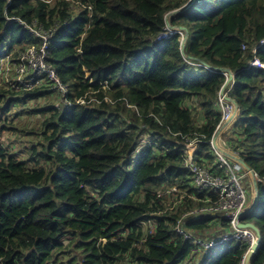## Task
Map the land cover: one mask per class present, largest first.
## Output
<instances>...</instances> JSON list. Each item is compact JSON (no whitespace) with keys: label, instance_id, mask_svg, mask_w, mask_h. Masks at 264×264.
<instances>
[{"label":"trees","instance_id":"1","mask_svg":"<svg viewBox=\"0 0 264 264\" xmlns=\"http://www.w3.org/2000/svg\"><path fill=\"white\" fill-rule=\"evenodd\" d=\"M191 1L0 0V61L10 55L14 64L41 44L21 20L54 28L48 61L74 102L28 111L43 126L27 153L1 143L0 127V264L241 263L248 243L203 253L176 230L181 218L197 232L221 227L210 216L182 217L197 204L191 196L205 197L183 143L200 137L195 161L215 165L210 140L226 81L216 68H229L240 114L223 137L264 177V70L247 66L254 55L264 61V0ZM177 9L169 20L186 28L185 55L181 33L157 40ZM32 93L0 85V115L49 92ZM81 97L91 102L76 104ZM259 190L252 264H264L263 182Z\"/></svg>","mask_w":264,"mask_h":264},{"label":"built area","instance_id":"2","mask_svg":"<svg viewBox=\"0 0 264 264\" xmlns=\"http://www.w3.org/2000/svg\"><path fill=\"white\" fill-rule=\"evenodd\" d=\"M30 30L40 39V45H31L25 51L21 52L18 60L8 66L5 65L0 70V79L5 81L18 90H25L27 92L35 91L38 88L50 84L63 97L66 104H71L65 99L67 88L61 83L56 75L55 70L51 67L49 57V42L54 33V28L44 29L43 26L27 25ZM176 30H166L162 32L157 40H163L170 37ZM259 65L258 60L252 61V65ZM11 74L14 76L11 77ZM219 96V105L222 112V119L218 127L222 124L230 122L236 112V105L233 101L227 100L228 92ZM86 98H80L77 103H85ZM200 137L188 138L184 141L187 146L188 158L185 165L192 173L193 186L199 193H204L205 197H194L197 201H202L203 204L196 208L190 209L183 214V217L206 215L217 216L223 215L226 221V230L221 234H205L199 235L193 231L182 226L180 219L176 225V230L184 236L185 239L190 240L196 245L201 252H209L217 248L219 245L235 241H246L250 244L256 240L255 232L250 228H241L239 224V215L246 210H249L251 205V198L248 196V189L244 185L245 174L240 173L241 165L235 161L228 159L217 149L222 148L221 144L215 145L213 140L210 143L213 145L216 155L218 168L210 169L196 163L194 153L198 148ZM256 182H264V178L257 173L254 174ZM151 225V221H149ZM240 264H243V260Z\"/></svg>","mask_w":264,"mask_h":264},{"label":"clouds","instance_id":"3","mask_svg":"<svg viewBox=\"0 0 264 264\" xmlns=\"http://www.w3.org/2000/svg\"><path fill=\"white\" fill-rule=\"evenodd\" d=\"M21 23L24 25V27L25 28H27L29 31H31L30 30V28L28 27V26H26L25 24V22L24 21H22L21 20ZM27 25H29V24H27ZM30 26V25H29ZM168 29H170V30H176V32H174V33H177V32H179V33H181L182 34V39H183V36H184V31L182 30V29H180L179 27H172V28H169L168 27V25H167V29L166 30H168ZM32 32V31H31ZM33 33V32H32ZM173 33V34H174ZM34 34V33H33ZM35 35V34H34ZM38 38V37H37ZM40 39L38 38V41H39ZM164 40V39H163ZM162 41V40H161ZM33 45H36V44H33ZM38 45V44H37ZM261 45H264V39H262L261 41H259V43H258V46H261ZM257 50H256V47L254 48V50H253V52L255 53ZM255 60H258L259 62H260V64L261 65H259V63L257 64L256 63V65H252L251 64V62L252 61H255ZM12 62V59H11V56L9 55V56H6V57H4L0 62H1V66H0V70L2 69V67L5 65V67L6 66H8V64H9V62ZM247 66L248 67H256V68H260V69H263L264 70V61H262L258 56H256V55H254V57L251 59V60H249L248 61V63H247ZM207 68H209V67H207ZM215 69V68H214ZM229 69V68H228ZM216 70H218L217 68H216ZM219 71H222V72H224V74L226 75V81L229 79V74L227 73V72H225L224 70H219ZM232 71V70H231ZM232 74L234 75V77H233V79L231 80V82L225 87V90H224V94H225V92L227 91V90H230L231 89V86H232V84L234 83V81H235V73L232 71ZM226 81H225V83H226ZM0 82H2V84H5V85H7V86H11L10 84H8L6 81H5V79L4 78H2V79H0ZM224 83V84H225ZM1 84V85H2ZM224 84H223V86H224ZM47 86H50L48 89L47 88H45V87H47ZM222 86V87H223ZM15 91H17V92H23V93H25V94H33L32 92H36V93H38V94H42L43 92H45V91H48L49 93L48 94H50V96H53V95H55V96H57V97H59V99H60V102L59 103H56L55 105H57V106H59V105H62L63 107H69V106H72L73 105V101H71L70 99H68L67 97H66V95H67V91H66V94H65V99L66 100H68V101H70L71 102V104L69 105V104H66L65 102H64V100H63V97L61 96V94L59 93V92H57V91H52V90H49L50 88H51V85L50 84H48V85H45V86H43L42 88H38V89H36L35 91L33 90L32 92H27V91H25V90H18V89H16L15 87H13V86H11ZM43 89V90H42ZM222 89V88H221ZM221 89H220V91H219V96L220 95H223V94H221ZM230 92V91H229ZM229 92H228V97H227V100L229 101V102H231L229 99H231V100H233L235 103H236V101L233 99V98H231L230 96H229ZM47 96V95H46ZM81 98H83V97H81ZM86 98V97H85ZM80 99V98H79ZM78 100V99H77ZM77 100L75 101L76 102V104H83V103H77ZM96 100V98H92V101H95ZM110 100V99H109ZM32 101V103H33V105H34V108H32V110H34L35 108H37V105L39 104L38 103V100L37 101H35V99H33V100H31ZM111 101V100H110ZM86 102L87 103H90L91 101H87V99H86ZM113 102V101H112ZM237 104V103H236ZM237 106H238V104H237ZM219 107H220V105H219ZM221 108V107H220ZM28 111H30V110H28ZM28 111H27V114H28ZM239 114H240V112H239V106H238V108L236 107V112H235V114H234V117L231 119V121L230 122H227V123H224V124H226L225 126H224V124H222L220 127H217V129H216V131H215V133L218 131V130H220L221 131V133H220V135H219V137L217 138V140H216V142H214L213 141V143L215 144V145H218V144H221V146H222V148H220L219 147V149H217L218 151L221 149V150H225V151H228V152H230V153H232V154H235L236 156H238L239 158H241L240 157V155L239 154H237V153H235L234 151H232L229 147H228V145H227V143H224V142H226L225 140H224V134H226V133H228L229 132V130H230V128L232 127V125L234 124V122L238 119V117H239ZM30 115V114H29ZM33 115V117H36L35 115H38V114H32ZM221 119H222V115H221ZM221 122V121H220ZM220 124V123H219ZM219 126V125H218ZM228 129V130H227ZM215 133H214V135H215ZM214 135H213V137H214ZM213 137H212V140H213ZM200 143V142H199ZM184 144V143H183ZM211 144V143H210ZM186 145V144H185ZM211 146H212V148H213V150H214V152H215V155H216V151H215V149H214V147H213V145L211 144ZM198 148H199V144H198ZM198 148H197V150H198ZM196 150V151H197ZM220 152V151H219ZM196 153V152H195ZM195 153H194V160H195ZM186 154H187V157H186V159L188 158V152H187V146H186ZM224 155V154H223ZM224 156H226V155H224ZM228 159H230V160H232V161H235V162H237L238 164H240L241 165V171H240V173H243V174H245V176H244V180H243V182H244V185H246V187H247V189H248V196H249V198H251V205L253 206V204L255 203V199H256V194H257V191H256V187H255V184H254V174L255 173H257L253 168H251L246 162V164L251 168V170L252 171H248L246 168H245V166L243 165V164H241L238 160H236V159H234V158H231V157H228V156H226ZM186 159H185V162H186ZM242 159V158H241ZM196 163H198L197 161H196ZM199 164V163H198ZM214 164L215 165H211V166H204V165H202V166H204V167H207V168H210V169H215V168H218V164H217V155H216V157H215V161H214ZM200 165V164H199ZM186 166V165H185ZM187 168V167H186ZM188 169V168H187ZM188 171L190 172V170L188 169ZM190 174H191V176H192V173L190 172ZM258 174V173H257ZM259 175V174H258ZM260 176V175H259ZM261 177V176H260ZM262 178H264V177H262ZM192 181H193V177H192ZM263 182V181H262ZM192 184H193V182H192ZM263 184H264V182H263ZM257 187H258V189H259V182H257ZM193 188L194 189H196L194 186H193ZM197 191V190H196ZM258 191H260V190H258ZM198 192V191H197ZM199 193V192H198ZM194 198V196H191V198ZM197 202V204L195 205V207L194 208H196V207H198L199 205H201V204H203V202L202 201H199V200H197L196 201ZM258 202H259V197H258V201H257V203H256V206L254 207V208H251L250 207V209L249 210H246V211H250V214L248 215V218L247 219H243L242 221H240V219H239V224H238V226L239 227H241V228H250V227H246V226H240V223H243V224H246V223H249V222H251V223H254V224H256L255 222H254V220H253V218H252V216L256 213V210H257V207H258ZM193 209V208H192ZM184 214V213H183ZM196 216H205V217H208V216H206V215H196ZM210 217H212L213 219H215L216 220V222L217 223H219V225H221V227L219 228V230L216 232V233H214L213 235H217V234H222L223 233V231L224 230H226V219L224 218V216L223 215H217V216H211V215H209ZM182 217H183V215H182ZM184 218V217H183ZM181 220H182V218H181ZM150 224V223H149ZM151 225H152V223H151ZM150 225V226H151ZM250 229H252V228H250ZM260 229V228H259ZM190 230V229H189ZM253 230V229H252ZM191 231H193L194 233H197V234H199V235H205V234H212V233H206V232H197V231H194V230H191ZM254 231V230H253ZM255 232V231H254ZM255 234H256V232H255ZM256 237H257V234H256ZM104 242H107V240L106 239H104L103 240ZM230 242H235V241H230ZM230 242H227V243H224V244H228V243H230ZM241 242H246V241H241ZM241 242H235V243H241ZM246 243H248V245H249V247H248V249L250 248V246L252 245V244H250L249 242H246ZM224 244H221V245H219L218 247H220V246H222V245H224ZM217 247V248H218ZM216 249V248H215ZM247 249V250H248ZM212 250H214V249H212ZM247 252V251H246ZM245 252V253H246ZM204 253V252H203ZM245 255V254H244ZM243 258H244V256H243ZM243 260V259H242Z\"/></svg>","mask_w":264,"mask_h":264},{"label":"rangeland","instance_id":"4","mask_svg":"<svg viewBox=\"0 0 264 264\" xmlns=\"http://www.w3.org/2000/svg\"><path fill=\"white\" fill-rule=\"evenodd\" d=\"M47 1L53 5L56 3V0ZM72 8L74 12H77L79 7L77 4H73ZM1 84L2 82H0ZM49 90L53 91L54 88L51 87ZM45 102L55 105L60 102V99L55 95L50 96V94L38 99L40 105H43ZM32 108H34V105L31 100H28L21 105H15L7 116L0 115L2 117L0 118V127L3 125L7 126V129L2 131L1 143L8 146L10 150L12 148L15 152L16 150H22L24 153H27L26 151L30 150L31 145L37 143L36 139H39V137L35 139L34 134L41 131L43 117L41 115L33 117L32 113L27 114V111L32 110ZM24 153H22V156H24ZM81 257L79 256V261L82 260Z\"/></svg>","mask_w":264,"mask_h":264},{"label":"water","instance_id":"5","mask_svg":"<svg viewBox=\"0 0 264 264\" xmlns=\"http://www.w3.org/2000/svg\"><path fill=\"white\" fill-rule=\"evenodd\" d=\"M194 1V0H193ZM189 2V4L187 5V7L193 2ZM177 11H181L179 9L177 10H173L171 11L168 15H167V25L169 28H172L174 27L171 23H170V20H169V16ZM180 29H182L185 33H184V36H183V39L181 41V52L183 55H185V45H186V40H187V36H188V33L186 31V28L183 27V26H179ZM206 67H210L205 61H201ZM211 68V67H210ZM218 70H224L225 72H227L229 74V79L226 81V83L224 84V86L222 87L221 89V94H224V90H225V87L231 82V80L233 79L234 75L232 74V71L228 68H217ZM230 101H233L231 99H229ZM234 102V101H233ZM235 103V102H234ZM236 107L238 108L237 104L235 103ZM231 121V120H230ZM226 124H224L225 126ZM221 131L218 130L214 137H213V141L216 142L217 138L219 137ZM222 154L228 156V157H231V158H234L236 160H238L241 164H243L245 166V168L248 170V171H252L251 168L245 163V161L241 158H239L238 156H236L235 154H232L228 151H223V150H219ZM254 184H255V187H256V191H257V194H256V199H255V203L253 204V206L251 208H254L256 206V203L258 201V197H259V189L257 187V182L256 180H254ZM250 214V211H245V212H242L240 215H239V219L240 221H242L243 219H247L248 218V215ZM240 226H246V227H250L252 228L256 234H257V237H256V240L254 243H252V245L250 246V248L247 250V252L245 253L244 255V258H243V264H252V261L254 259V256L255 254L257 253L260 245H261V240H262V237H261V231L259 229V227L254 224V223H246V224H243V223H240Z\"/></svg>","mask_w":264,"mask_h":264},{"label":"crops","instance_id":"6","mask_svg":"<svg viewBox=\"0 0 264 264\" xmlns=\"http://www.w3.org/2000/svg\"><path fill=\"white\" fill-rule=\"evenodd\" d=\"M228 130V129H227ZM224 143H226V142H224Z\"/></svg>","mask_w":264,"mask_h":264}]
</instances>
